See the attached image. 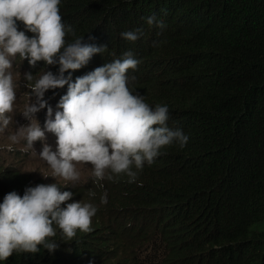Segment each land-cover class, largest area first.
<instances>
[{
    "label": "trees",
    "instance_id": "1",
    "mask_svg": "<svg viewBox=\"0 0 264 264\" xmlns=\"http://www.w3.org/2000/svg\"><path fill=\"white\" fill-rule=\"evenodd\" d=\"M60 12L73 30L68 43L107 45L69 70L70 82L131 51L140 63L127 74L130 85L150 106L167 105L168 126L189 140L145 163L134 183L121 175L65 184L73 196L62 207L97 206L92 230L68 240L57 227L54 251L40 246L0 264H264V0H61ZM152 14L166 27L142 19ZM137 28L135 42L122 37ZM14 59L22 95L36 102L24 74L34 84L59 65ZM67 90L45 93L53 118ZM38 113L43 127L47 108ZM8 153L0 143V203L44 183L9 165Z\"/></svg>",
    "mask_w": 264,
    "mask_h": 264
},
{
    "label": "clouds",
    "instance_id": "2",
    "mask_svg": "<svg viewBox=\"0 0 264 264\" xmlns=\"http://www.w3.org/2000/svg\"><path fill=\"white\" fill-rule=\"evenodd\" d=\"M60 4L61 0H0V136L12 122L10 114L17 110L20 76L12 71L14 58L27 59L32 67L39 61L58 64V74L44 71L34 84L33 74H24L36 102L27 104L21 111L30 123L8 135L11 143L7 149L12 151L13 145L24 141L20 151L38 156L50 168V173L40 171L45 178L79 182L82 166L90 165L94 181H112L124 175L129 184L134 183L145 163L153 164L162 150L174 143L185 147L189 137L182 130L168 126L167 105L152 107L143 95L134 91L127 74L140 61L131 51L70 82L69 70L87 65L107 45L84 43V37L68 43L66 37L73 30L65 26ZM142 19L150 26L166 27L155 14ZM20 23L33 35L21 31ZM121 35L135 42L142 29ZM66 72H69L67 77ZM65 85L67 93L60 98L53 118V108L44 99L45 93ZM44 108L47 118L41 127L36 113ZM46 133L55 135V150L46 142ZM37 141L44 142L39 153L34 147ZM40 181L44 183L28 187L22 196L16 191L7 193L0 203V261L14 253L35 254L40 246L54 251L58 245L49 238L56 235L57 227L68 240L76 237L77 232L92 230L97 206L80 200L62 207L73 193L61 191L58 183ZM102 203H107L106 195Z\"/></svg>",
    "mask_w": 264,
    "mask_h": 264
},
{
    "label": "rangeland",
    "instance_id": "3",
    "mask_svg": "<svg viewBox=\"0 0 264 264\" xmlns=\"http://www.w3.org/2000/svg\"><path fill=\"white\" fill-rule=\"evenodd\" d=\"M13 61L15 62V59ZM12 71L14 73L19 74V70L17 71L16 67H14V66H13ZM19 76H20V79L18 81L19 87L17 89V110L14 113L10 114L13 117L12 122L9 124L6 132L2 136H0V143L3 145H8L11 143V141L8 140V135L10 133L14 132L17 127H19L21 125H27L30 123V121L23 116L21 111L23 110V108L27 104L35 103L34 101H29V98L28 99L24 98V96L22 95L23 91H21V82H23V78L20 74H19ZM36 118L39 120V118H40L39 113H36ZM45 118H47V115L45 116ZM46 136H47L46 142L48 144L52 145L53 150H55V148H56V137H55V135L52 133H46ZM24 143H25L24 141H21L20 144L13 145L16 148H14V150H12V151H9V152H15L14 154L8 153L9 157H7L8 158L7 162L9 165L14 166V168L16 170H19L21 174L27 175L31 179L43 180L49 184L50 183H58V185L60 187H63L65 184H68V183H73V182L64 181V180L59 179V178L56 179L55 177H52V176H48L47 178H45L40 171L50 173L51 172L50 168L48 167L46 162L40 160L38 156L37 157L32 156L30 152L25 153V155L22 156L23 152L20 151V148L22 147V145ZM43 143L44 142H42V141L35 142L34 147H35L37 153L42 151ZM19 155H21L22 157H19ZM19 159H21V160H19ZM4 166H6V165H4ZM29 170H35V171H29ZM82 170H83V175H82L81 180L79 182H75V183L86 184L92 178L90 175V173H91V166L90 165L82 166ZM12 171H15V170L12 169Z\"/></svg>",
    "mask_w": 264,
    "mask_h": 264
}]
</instances>
